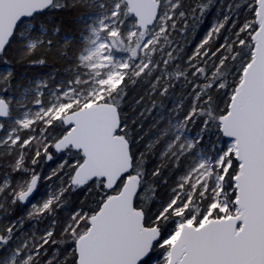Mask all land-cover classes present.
I'll use <instances>...</instances> for the list:
<instances>
[{
	"label": "snow or ice",
	"instance_id": "1",
	"mask_svg": "<svg viewBox=\"0 0 264 264\" xmlns=\"http://www.w3.org/2000/svg\"><path fill=\"white\" fill-rule=\"evenodd\" d=\"M14 45L67 67L0 74V264H264V0H0Z\"/></svg>",
	"mask_w": 264,
	"mask_h": 264
},
{
	"label": "trees",
	"instance_id": "2",
	"mask_svg": "<svg viewBox=\"0 0 264 264\" xmlns=\"http://www.w3.org/2000/svg\"><path fill=\"white\" fill-rule=\"evenodd\" d=\"M77 13L72 12V11H68V12H62L59 13L57 15V20L58 22L61 23L62 29H63V33L65 35H76L78 33V29H79V22L77 20ZM215 19V13H213L208 20L206 21V24H210L211 22H213V20ZM205 32V25H201L197 31L194 34L189 35L188 37V43L185 45V51L188 52L191 48H193L198 42L199 40L202 38L203 34ZM14 47H16L14 45ZM40 54L37 53L36 56L30 57V59H36L39 58ZM18 53H14L12 55V57L10 58L12 60V62H10V64L8 63V66L10 67V69L13 71V81H12V90H10L8 92V95L14 96L15 95V90L17 89V85L21 84V83H25L27 79L30 78V75L36 73H41L43 71H48V70H53L54 72H56V78L59 77H63V72L65 71L67 65L65 63V61H63L62 59L58 58L54 53H50L46 56V60L47 62L42 66L39 64H30L28 63V59H25L23 61H18ZM0 60H4L3 58H0ZM24 74L26 76H24ZM24 76V77H23ZM49 75H47L48 77ZM17 77L19 78V81H14L15 78L17 79ZM140 89H136V90H132V88L130 87L129 89V104H131L135 98L138 97L139 93H140ZM166 104H169V101H165ZM150 124V119L146 120L144 122V129H142V131H147L148 130V126ZM151 135V133H149ZM147 139V137L145 138ZM154 161L150 158L148 160L147 163V167L148 170L151 171V168L154 166ZM7 164V159H0V166H3ZM43 170L46 171L47 168H49L50 166H48L47 164L42 165ZM40 170V169H39ZM2 173L0 172V175ZM161 195H163V189L161 188L160 190ZM150 195H155V193H149ZM82 195V194H81ZM74 200H76V198H73ZM78 206V200H76L75 203H72L70 205H68L69 208L71 207H75ZM11 214L8 216H0L2 217L0 219V224H7L10 221H12L13 219H17L20 215H21V208L18 207L15 211H12L10 209ZM67 215V212L64 211L63 209L60 210L59 216L61 219L64 218V216ZM31 222V220H25V228L28 229L29 231V227L28 224ZM47 221H45L43 224H39L37 225V228L42 229L46 226ZM31 232V231H29ZM152 257H158V254L154 253L152 254Z\"/></svg>",
	"mask_w": 264,
	"mask_h": 264
},
{
	"label": "rangeland",
	"instance_id": "3",
	"mask_svg": "<svg viewBox=\"0 0 264 264\" xmlns=\"http://www.w3.org/2000/svg\"><path fill=\"white\" fill-rule=\"evenodd\" d=\"M15 48H16V47H13V50H11V51L9 52L8 56L3 58L4 60H0V74H3L7 69L10 68V67L8 66V63L10 64V62H12V60H11L10 58L12 57V55H13L14 53H16ZM117 55H119V53H118ZM42 66H43V65H42ZM55 73H56V72H54L53 70H51V71L48 70V71H43V72L38 73V74L34 73V74L30 75V78L27 79L25 83H21V84H19L20 88H19V89L17 88V89L15 90V95H14V97H17V98H18V97L22 94V90H23L24 88L34 87V84L32 83L33 81L41 80V79H47V78L50 77V76H54V77L56 78V74H55ZM47 75H49V76L47 77ZM24 76H26V75L24 74ZM24 76H23V77H24ZM62 76H63V77L56 78V80H60V79H62V78H65V76H66V72H65V71L63 72V75H62ZM17 80L19 81V78H18V77H17V79L15 78L14 81H17ZM2 94H3V93L0 92V95H2ZM0 135H3V133H0ZM44 164H47L48 166H50V167L47 168V170H46V171H50L51 167H54V166L56 165V159L54 158V160H53L52 162H48V163H44ZM44 164H43V165H44ZM2 168H3V166H0V169H2ZM38 170H39V168H38ZM0 172L2 173L1 175H3V172H2V171H0ZM39 191H40L41 193H43L44 189H43L42 186L40 187ZM37 202H39V197H37ZM32 223H33V221H31V222L28 224V226H30ZM42 229H43V228H42ZM32 230H33V229H32L31 227H29V231H32ZM157 259H158V258H156V257H152V259H151V261H150V264H157Z\"/></svg>",
	"mask_w": 264,
	"mask_h": 264
},
{
	"label": "flooded vegetation",
	"instance_id": "4",
	"mask_svg": "<svg viewBox=\"0 0 264 264\" xmlns=\"http://www.w3.org/2000/svg\"><path fill=\"white\" fill-rule=\"evenodd\" d=\"M2 217H0V219H1ZM14 220V219H13Z\"/></svg>",
	"mask_w": 264,
	"mask_h": 264
}]
</instances>
